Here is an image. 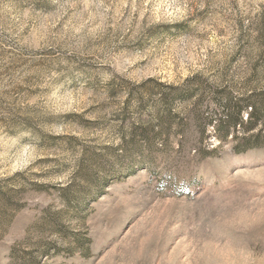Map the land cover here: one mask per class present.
<instances>
[{
    "label": "rangeland",
    "instance_id": "obj_1",
    "mask_svg": "<svg viewBox=\"0 0 264 264\" xmlns=\"http://www.w3.org/2000/svg\"><path fill=\"white\" fill-rule=\"evenodd\" d=\"M0 264H264V0H0Z\"/></svg>",
    "mask_w": 264,
    "mask_h": 264
}]
</instances>
